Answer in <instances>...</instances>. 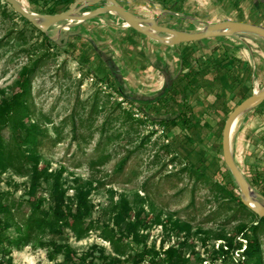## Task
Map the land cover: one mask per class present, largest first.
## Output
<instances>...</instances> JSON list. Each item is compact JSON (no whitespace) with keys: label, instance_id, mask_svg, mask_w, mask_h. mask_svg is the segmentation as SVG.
<instances>
[{"label":"rangeland","instance_id":"1","mask_svg":"<svg viewBox=\"0 0 264 264\" xmlns=\"http://www.w3.org/2000/svg\"><path fill=\"white\" fill-rule=\"evenodd\" d=\"M23 1L41 15L64 12L76 2ZM119 1L181 30L223 20L264 26L263 0ZM0 2V101L11 97L24 67H35L28 123L45 135L38 147L40 166L50 174L39 188L45 207L59 193L69 203L78 189H89L86 221L95 225L83 238L64 228L60 235L44 236L43 246L0 252V264H117L116 258L122 260L118 264H133L143 244L130 238L125 255L117 257L103 233L119 229L115 215L122 197L146 210L148 223L139 229L143 242L160 250L178 248L182 264H264V224L256 226L258 216L233 200L232 193L241 196V190L222 145L229 114L264 87L262 37L241 34L169 46L124 26L114 13L44 33ZM100 52L113 57L122 86L136 98L170 91L160 102L132 103L116 92L113 70ZM2 134L9 139L12 129ZM233 152L253 189L264 195V103L244 114ZM0 186L9 193L6 200L30 198L28 175L8 169L0 173ZM242 224L250 226L238 233ZM250 238L260 244L253 261L244 251ZM55 243L71 246V256L51 257Z\"/></svg>","mask_w":264,"mask_h":264},{"label":"trees","instance_id":"2","mask_svg":"<svg viewBox=\"0 0 264 264\" xmlns=\"http://www.w3.org/2000/svg\"><path fill=\"white\" fill-rule=\"evenodd\" d=\"M100 54L113 70L116 92L132 103L142 107L146 103L160 102L170 91V88H167L154 99L136 98L122 86L120 70L113 57L103 52ZM34 71L35 67H24L11 97L0 101V173L12 169L17 174L28 175L30 178V198L26 202L10 198L6 200L9 193L2 191L0 186V252L4 255H12L14 248L20 249L29 244L43 246L47 244L44 236L48 234L60 235L64 228L72 230L78 238H83L95 227L93 222L86 221L87 217L91 215V205L88 200L89 189H78L75 197L69 198V203H66L64 194L60 196L59 193L55 196L54 203L45 207L46 198L40 193L39 188L42 179L48 178L50 174L46 168L40 166L38 151L45 135L39 125L28 123L31 118L29 104L31 75ZM172 122L176 123L177 117L173 118ZM5 127L12 129L9 139H6L2 134ZM128 159L127 156L121 161L120 170L123 169ZM220 187L223 186L219 185ZM232 198L240 205V210L258 216L243 203L241 196L232 193ZM142 199L146 200L147 198L143 196ZM26 205L27 208H24ZM145 212L143 206L132 205L129 198L122 197L120 210L115 215L119 229L105 228L103 232L105 239L111 242L117 257L125 255L127 241L132 238L136 243L143 244L141 251L136 252L133 264H182V255L178 248L169 247L166 250H160L143 242L144 238L139 229L148 223L143 216ZM258 221L256 226L264 224V218H259ZM123 223L127 224L126 228L122 227ZM249 226L247 224L240 225L238 233L245 231ZM12 229H14V234L9 232ZM246 251L249 260H257L260 253V244L257 238H250L246 245ZM57 254L70 257L71 246L55 243V247L50 250L49 255L54 257ZM115 261L118 264L122 260L116 258ZM241 264H246V261ZM255 264H260V261L257 260Z\"/></svg>","mask_w":264,"mask_h":264},{"label":"water","instance_id":"3","mask_svg":"<svg viewBox=\"0 0 264 264\" xmlns=\"http://www.w3.org/2000/svg\"><path fill=\"white\" fill-rule=\"evenodd\" d=\"M5 1L44 33H49L50 29L61 21L72 19L74 20L73 25H75L103 14L115 12L135 30L169 46L241 34H255L264 39V26L260 24L223 20L208 24L203 29L181 30L161 24L157 17L139 15L119 0H76L72 7L64 12L44 15L33 13L21 0ZM262 103H264V87L259 92H254L244 99L229 114L224 126L222 140L224 159L241 190L242 201L248 208L256 212L260 219L264 218V195L253 189L241 170L233 152L231 132L233 124L240 114L246 113Z\"/></svg>","mask_w":264,"mask_h":264},{"label":"bare ground","instance_id":"4","mask_svg":"<svg viewBox=\"0 0 264 264\" xmlns=\"http://www.w3.org/2000/svg\"><path fill=\"white\" fill-rule=\"evenodd\" d=\"M21 1L26 5V3H25L23 0H21ZM26 6H27V5H26ZM33 13L38 14V13L35 12V11H33ZM113 13L116 14L115 12H113ZM63 22H65V21H61V22L55 24L54 26H59V27H64V29H69V28L74 24V20H72V19L67 20V23H63ZM124 26L129 27L130 24H129L128 22L125 21V22H124ZM205 26H206V25H202L201 27H199V29H203ZM260 90H262V88H256L254 92H259ZM244 114H245V113H242V114H240V115L236 118V120H235V122H234V124H233V127H232V132H231V143H232V148H233V149H234V139H235V135H236V133H237V131H238V129H239V126H240L241 121H242V119H243V117H244Z\"/></svg>","mask_w":264,"mask_h":264},{"label":"built area","instance_id":"5","mask_svg":"<svg viewBox=\"0 0 264 264\" xmlns=\"http://www.w3.org/2000/svg\"><path fill=\"white\" fill-rule=\"evenodd\" d=\"M244 251H246V247H245Z\"/></svg>","mask_w":264,"mask_h":264},{"label":"flooded vegetation","instance_id":"6","mask_svg":"<svg viewBox=\"0 0 264 264\" xmlns=\"http://www.w3.org/2000/svg\"><path fill=\"white\" fill-rule=\"evenodd\" d=\"M94 8V7H93Z\"/></svg>","mask_w":264,"mask_h":264}]
</instances>
